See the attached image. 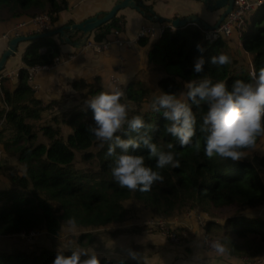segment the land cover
I'll return each mask as SVG.
<instances>
[{
    "label": "trees",
    "instance_id": "16d2710c",
    "mask_svg": "<svg viewBox=\"0 0 264 264\" xmlns=\"http://www.w3.org/2000/svg\"><path fill=\"white\" fill-rule=\"evenodd\" d=\"M68 7L67 0H0V21L23 16L32 18L46 13L54 29L60 13ZM141 10L149 14L153 21L161 18L152 4L143 1ZM162 19L163 23L169 22ZM200 26L190 23L175 30L166 26L154 43L149 42V34L140 37L139 44L149 47L148 69L160 75L159 91L152 94L150 86L134 81L121 86L130 105L129 116L142 113L146 123L155 126L151 132L153 142L163 151H169L167 144L172 142L175 147L171 151L177 153L175 158L180 160L178 168L169 165L159 170L163 181L155 182L146 192L121 188L114 181L110 170L112 158L105 155L107 144L87 131L94 121L85 101L102 90L100 77L93 81L75 80L72 84L75 93L44 103L32 88L29 69L53 65L55 58L61 56V46L54 37L28 41L23 53L25 66L19 69L17 82L13 84L2 77L0 84L3 95L0 126L4 125L0 129V142L5 152L12 151L26 166L25 172L16 166H0V172H6L11 185L18 188L0 192V236L28 234L32 230L58 234L62 222L73 217L76 225L82 227L122 224L130 219L124 202L135 198L143 207L161 217H171L176 210L187 208L206 212L209 219L205 223V234L222 240L229 250L227 254L248 259L264 256V220L247 213L264 204V181L256 175L253 165L244 158L231 161L205 157L203 136L198 130L193 141L199 140V151L195 146L181 148L178 141L165 132L167 121L149 108L151 100L162 91L179 94L185 90V82L205 74L214 81L225 80L229 85L235 79H248L252 69L241 66L235 56L230 64L219 70L206 63L204 73L193 71L194 60L200 55L197 43L207 48L203 55L210 57L218 52L226 53L227 40L234 37L210 43L206 39V29ZM115 30L120 32V36L126 30V17L122 14L118 13L97 28L91 39L94 43L108 41L107 37L113 36ZM241 37L243 50L252 55L253 68L259 70L264 67V5L248 21ZM62 99L67 103L66 109L53 116L50 119L52 123L36 127L35 121L42 119L43 113L60 104ZM193 110L197 114L198 129L206 106L202 105L199 112L195 107ZM31 119L35 121H29ZM63 124L71 127L67 135L63 133ZM7 129L12 132V140L5 141L2 136ZM261 137L257 138L253 147ZM93 147H98L96 152L92 151ZM78 152L81 153V162H93L94 165L79 168ZM139 154L145 156L147 165L154 167L155 158H148L146 148L141 147ZM257 159L264 167V154ZM216 211H228L220 216L223 221L216 217ZM95 234L84 233L79 241L88 239L92 242ZM57 250L42 247L33 251L0 252V264H52ZM62 250L67 252L70 249ZM100 257L102 264H146L138 259Z\"/></svg>",
    "mask_w": 264,
    "mask_h": 264
},
{
    "label": "clouds",
    "instance_id": "9594fccd",
    "mask_svg": "<svg viewBox=\"0 0 264 264\" xmlns=\"http://www.w3.org/2000/svg\"><path fill=\"white\" fill-rule=\"evenodd\" d=\"M196 48L200 55L194 60L195 73H204L206 63L216 66L217 70L231 63V57L224 52L205 57L203 53L207 48L201 43H197ZM184 89L179 94L162 91L149 105L151 111L161 114L167 121L165 132L175 138L181 148L195 146L199 151V140L193 141L198 130L203 136L205 157L239 161L248 154L243 149L253 147L257 138L264 136V67L259 70L254 67L247 80L235 79L231 85L225 80L214 81L205 74L185 82ZM85 103L94 121L87 131L107 144L105 155L112 158L111 175L121 188L149 191L155 182L164 179L159 170L169 165L180 167V160L175 158L177 153L171 151L175 145L169 142V151L161 150L151 135L155 126L146 123L142 113L129 116L130 105L118 85L101 90ZM202 105L206 106V111L197 129L198 118L193 108L199 112ZM141 147L148 150L149 159L155 158L154 167L147 165L145 156L139 154ZM68 223L74 230L75 218ZM205 243L217 255L223 256L229 251L222 240L208 241L205 237ZM129 254L137 258L135 251ZM52 264H102V258L94 249L73 244L66 252L61 245Z\"/></svg>",
    "mask_w": 264,
    "mask_h": 264
},
{
    "label": "crops",
    "instance_id": "0c3cea01",
    "mask_svg": "<svg viewBox=\"0 0 264 264\" xmlns=\"http://www.w3.org/2000/svg\"><path fill=\"white\" fill-rule=\"evenodd\" d=\"M67 1L69 2V7L60 13L55 27L81 22L96 14H105L115 5L117 0ZM143 1L144 3L152 4L155 13L167 20L195 14L204 21L215 24L222 12L221 10L210 11L201 0ZM119 14L126 17V30L121 34L120 38L128 46L111 44L106 49L98 51L87 45L76 48L70 44H61L59 38L54 37L61 46V61L53 66L37 67L34 82L39 84V90L35 93L39 99L43 100L44 103L58 100L63 95L75 93L72 85L75 80L93 81L96 77H100L99 85L102 90H109L114 85H128L133 81L141 82L148 86L158 85L160 75L148 69L149 47L139 44V31L141 26H148L151 31L147 37L150 43H154L161 37L164 27L170 25L169 22L163 23L150 20L143 13L132 8L123 9ZM27 19V17L23 16L0 21V57L7 49L9 40L16 36L17 33L28 34L30 30H33L31 25L19 28V24L27 21ZM81 36V32H78L72 39L77 40ZM107 38L110 41L114 39V35H109ZM227 41L226 53L231 58L234 53H238L237 58L243 56L253 64L252 55L243 50L242 37L234 36ZM27 45L28 42L20 43L18 52L8 59L5 68L0 73L2 77L7 79V82L13 84L17 82L18 71L25 66L23 53ZM2 96L0 90V107L3 106ZM3 154L5 152L0 147V158ZM138 220L134 217L125 221L123 226L116 227H131L126 232L129 236L125 238V240L128 238L126 242L131 245L121 247L118 251L112 252V255L106 256L133 260L134 258L129 253L130 251H135L137 253V258L135 259L141 260L146 264H167L171 257L163 256L161 251L158 253L161 243L156 244L155 241L157 239L155 237L148 236L141 228H135L141 227L140 224L138 225ZM193 226L191 223V240L185 245L188 250L184 253L186 255L175 262H172L171 259L169 264H264V256L256 258V262H253L246 257L238 258L229 254L217 255L204 243L206 237L205 228L199 227L195 221ZM194 229H198V231L196 232ZM148 248L151 249L150 253H148ZM167 249H171L169 245H167ZM104 253L106 252L101 251L99 255L103 256Z\"/></svg>",
    "mask_w": 264,
    "mask_h": 264
},
{
    "label": "rangeland",
    "instance_id": "374dc122",
    "mask_svg": "<svg viewBox=\"0 0 264 264\" xmlns=\"http://www.w3.org/2000/svg\"><path fill=\"white\" fill-rule=\"evenodd\" d=\"M237 55L238 53H234L233 58L234 56L237 57ZM237 60L244 68L253 69V65L250 63L249 59H245L243 56H240L239 58H237ZM150 88L152 94H155L159 91L158 85H152L150 86ZM66 104L67 103L64 102L62 99L60 104L54 105L53 108L49 111H45L43 113L42 119H40L39 121H35L31 119L29 121H35L36 127L41 126L47 122L52 123L50 119L55 115H59L64 109H66L65 107ZM2 126H0V129L2 128ZM70 130H71L70 126L63 124L64 135H67L70 132ZM11 133L12 132L9 129H7L6 132H4L2 138H4L5 141L12 140ZM0 147L3 148L1 142H0ZM97 149L98 147H93L92 151L96 152ZM245 152L248 154L244 157V159L253 165L256 171L255 172L256 175L259 176L264 181V167H262L259 164L258 162L259 159H257L259 156H262L264 154V136L260 138L259 142L255 147ZM80 156L81 153L78 152L77 166L79 168L85 169L94 165L93 162L84 164L83 162H81ZM0 166L3 167L16 166L23 172H25L26 170V166H24L22 163L19 162V160L12 151L10 152L6 151L5 154L1 156ZM12 187L14 186L11 185L8 174L6 172H0V192L4 190H9ZM14 188L18 189L17 187ZM124 205L129 209L130 219L134 217L139 219L138 225L140 224L141 227H135V228H141L143 231H145V233L148 236L155 237L157 239L155 243L156 244L161 243V246L158 248V253L161 251L163 253L162 254L163 256L171 257L170 260L172 259L171 260L172 262H175L180 257L183 258V256L186 255L184 254L185 251H188L187 248H185V245L189 243L191 240V223L193 226V223L195 221L199 227L204 228L206 220L209 219L208 213L197 209L195 210L193 208L176 210L171 217H161L154 214L145 207H143L141 202L135 198L126 200L124 202ZM148 211H150L151 213ZM227 212L228 211H220V212L216 211V217L220 221H223L222 217L220 216H224ZM247 213L264 220V204L259 207L248 210ZM160 222H164L165 227L173 229L179 240L172 241L166 234H164ZM123 225L124 223L108 225L105 227H82L76 225L75 229L73 230L72 226L68 223V221H63L62 227L58 234H52L46 230H41L40 233L34 237H23L18 234L0 236V252L10 253L18 250L33 251V250H39L42 247L58 249L61 245H62V249H71L73 244H76L81 247H85L89 249L97 248L95 251L98 254L101 253V251L106 252L104 253V256L112 255V252L118 251V249H120L121 247H125L126 245H131L130 243L126 242L128 238L125 240V238L129 236L126 234V232H128L130 230L128 228L131 227L116 228L117 226H123ZM194 230L196 232L198 231V229H194ZM88 232H93L94 234L96 233L95 234L96 236L94 237L92 242H89L88 239H84L83 242H80L79 237L82 234ZM206 237L211 238L208 236ZM162 239L163 240L165 239V241L163 242ZM212 239H217V238L212 237ZM167 245H169L171 249H167ZM148 251H149L148 253H150L151 249L148 248ZM170 260H168L167 264H169ZM249 260L256 262V258Z\"/></svg>",
    "mask_w": 264,
    "mask_h": 264
},
{
    "label": "water",
    "instance_id": "95a60500",
    "mask_svg": "<svg viewBox=\"0 0 264 264\" xmlns=\"http://www.w3.org/2000/svg\"><path fill=\"white\" fill-rule=\"evenodd\" d=\"M201 1L208 7L210 11H222L215 24H210L207 21L201 19L200 16L195 14H191L183 18L176 17L173 19H169V23H171L173 27H175V29L184 28L190 23L199 24L206 30L215 29L221 25L226 16L233 11L235 6V0ZM142 3L143 1L141 0H117L115 5L102 16L96 14L86 18L81 22L61 25L37 35H16L9 40L7 49L2 53L0 57V73L5 68L8 59L18 52L20 43L28 42L36 38L58 37L61 44H70L76 48H81L87 44L93 32L97 28L111 21L121 10L126 8L136 9L137 11L143 13V15H145L148 19L152 20L153 18L149 14H145L144 11L141 10ZM159 21L162 22L163 19L160 18ZM78 32H81L82 36L77 40H73L72 37Z\"/></svg>",
    "mask_w": 264,
    "mask_h": 264
},
{
    "label": "built area",
    "instance_id": "2783aa9c",
    "mask_svg": "<svg viewBox=\"0 0 264 264\" xmlns=\"http://www.w3.org/2000/svg\"><path fill=\"white\" fill-rule=\"evenodd\" d=\"M261 5H264V0H235V6L233 11L225 18L224 22L218 28L205 30L202 27L203 30H205L206 39L210 43H213L218 41L220 38H229L234 35H239V36L242 35V32L247 26L248 21L256 13V11ZM27 25H31L33 27V30H30L29 33L26 35L33 34L35 32L43 33L48 30H51L52 21L48 14L43 13L36 17L28 18L27 21L19 24V28H23ZM150 31L151 29L148 26H141L139 31V38L149 34ZM20 34L21 33H17L16 35H20ZM114 35H115L114 39L110 41L109 40L104 41L102 43H94L92 39H89L86 45L89 47H93L98 51L106 49L111 44L128 46L127 43L120 38L119 31L115 30ZM213 36L214 38H212ZM60 61H61V56L56 57L53 65L59 63ZM36 69L37 67H33L29 69V81L32 84V88L34 89L35 93L39 90V84L34 82ZM1 78L2 76H0V84H1ZM119 87L121 88V86ZM160 225L163 229L164 234H166L172 241L179 240L173 229L165 227L164 222H160ZM39 233H40L39 231L32 230L28 234L26 232H22L19 235L23 237H34ZM207 239L208 241L214 240L212 238H207ZM204 243H205V239H204Z\"/></svg>",
    "mask_w": 264,
    "mask_h": 264
}]
</instances>
